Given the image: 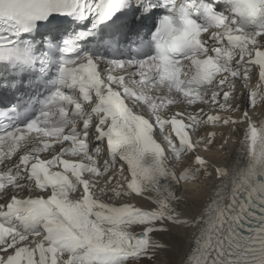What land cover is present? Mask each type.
<instances>
[{"label": "snow or ice", "instance_id": "obj_1", "mask_svg": "<svg viewBox=\"0 0 264 264\" xmlns=\"http://www.w3.org/2000/svg\"><path fill=\"white\" fill-rule=\"evenodd\" d=\"M0 264H264V0H0Z\"/></svg>", "mask_w": 264, "mask_h": 264}, {"label": "bare ground", "instance_id": "obj_2", "mask_svg": "<svg viewBox=\"0 0 264 264\" xmlns=\"http://www.w3.org/2000/svg\"><path fill=\"white\" fill-rule=\"evenodd\" d=\"M238 145H235V144H230L229 145V152L230 153H234L237 149ZM176 259H179V257H175Z\"/></svg>", "mask_w": 264, "mask_h": 264}]
</instances>
